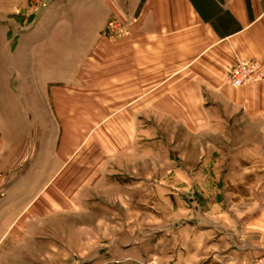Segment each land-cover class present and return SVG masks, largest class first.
<instances>
[{
    "label": "rangeland",
    "instance_id": "1",
    "mask_svg": "<svg viewBox=\"0 0 264 264\" xmlns=\"http://www.w3.org/2000/svg\"><path fill=\"white\" fill-rule=\"evenodd\" d=\"M6 1L0 252L13 245L0 264H262L264 128L227 127L225 111L218 136L162 113L132 126L130 111L98 112V96L51 91L126 0ZM72 19L79 43L68 53ZM123 23L125 37L135 21Z\"/></svg>",
    "mask_w": 264,
    "mask_h": 264
},
{
    "label": "crops",
    "instance_id": "2",
    "mask_svg": "<svg viewBox=\"0 0 264 264\" xmlns=\"http://www.w3.org/2000/svg\"><path fill=\"white\" fill-rule=\"evenodd\" d=\"M6 2L11 5L10 0ZM126 3L121 8L117 3L109 8L98 27L90 30L81 44L87 46L86 51L75 60L73 55L68 57L67 75L51 82V91L65 89L98 96V112L130 111L132 126L140 112L151 116L162 113L176 122L185 121L186 126L210 129L218 136L225 111L227 127L249 122L264 128V82L241 88L224 83L226 74L238 62H258L264 72V0ZM13 12L8 8L6 14ZM113 17L122 22L135 21L128 36L115 40L102 36ZM75 24L72 19L68 25L72 42L68 53L79 43ZM220 238L217 248L222 247ZM11 244L5 245L0 257L6 256ZM230 257L235 262L231 255L225 258Z\"/></svg>",
    "mask_w": 264,
    "mask_h": 264
},
{
    "label": "built area",
    "instance_id": "3",
    "mask_svg": "<svg viewBox=\"0 0 264 264\" xmlns=\"http://www.w3.org/2000/svg\"><path fill=\"white\" fill-rule=\"evenodd\" d=\"M127 31L125 23L111 20L105 26L103 37L108 40H115L127 35ZM261 82H264V72L261 65L255 61L238 62L224 78V83L232 88H241ZM262 264H264V260Z\"/></svg>",
    "mask_w": 264,
    "mask_h": 264
}]
</instances>
